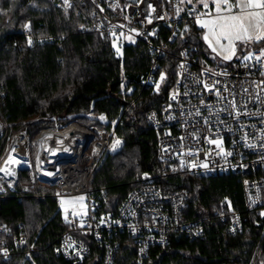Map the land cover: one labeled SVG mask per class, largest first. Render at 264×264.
Segmentation results:
<instances>
[{"label":"trees","instance_id":"16d2710c","mask_svg":"<svg viewBox=\"0 0 264 264\" xmlns=\"http://www.w3.org/2000/svg\"><path fill=\"white\" fill-rule=\"evenodd\" d=\"M80 9L77 5L66 13L60 0H0V158L10 138L19 132L33 143L44 129L70 122L99 125L98 116L106 114L125 146L118 155L103 159L91 180V190L96 213L114 214L143 175L162 173L163 165L157 159L159 135L146 117L173 88L176 61L163 60L160 95L144 89L142 80L151 61L146 46L123 42L119 52L117 38L89 30L90 10L83 7L79 14ZM178 39L183 45L196 46L204 62L208 48L197 25ZM262 48L264 40L247 47L254 52ZM131 88L134 94L128 95ZM161 186L168 192L188 191L190 205L185 216L209 218L205 238L190 241L175 232L167 246L152 248L141 258L138 244L120 235L113 264H249L264 221L242 210L244 231L230 235L215 216L226 198L242 207L237 176L197 178L180 173L163 179ZM54 192L53 186L33 178L32 170L19 173L15 192L0 199V240L10 251L8 259L0 256V264H100L104 250L91 241L92 255L81 262L57 255L58 239L68 227ZM262 260L264 253L257 264H264Z\"/></svg>","mask_w":264,"mask_h":264},{"label":"built area","instance_id":"2783aa9c","mask_svg":"<svg viewBox=\"0 0 264 264\" xmlns=\"http://www.w3.org/2000/svg\"><path fill=\"white\" fill-rule=\"evenodd\" d=\"M60 4L66 13L77 5L90 10L89 30L144 44L151 61L142 87L156 95H160L164 80L163 60L176 61L173 88L160 107L146 117L159 135L157 159L163 170L158 175H143L116 213L97 214L91 180L103 159L118 155L125 146L116 134V125L101 114L99 125L84 127L70 122L42 130L35 139L34 165L32 142L26 133L13 135L0 158V169L7 168L15 174L0 171V199L15 192L19 173L25 170H32L33 178L40 183L53 186V197L59 200L86 196L90 205L84 218L80 220L71 209L64 211L68 230L56 246L58 256L77 263L92 255L90 243L94 242L104 250L100 264H113L120 235L138 244L141 258L147 257L152 248L167 246L175 232L190 241L205 238L209 218L185 216L190 205L188 191L168 192L161 186L163 179L180 173L197 178L238 177L243 191L242 207H235L232 199L226 198L222 209L215 212L228 234L244 231L245 214H256L264 221V57L257 60L260 53L256 52L247 63L206 67L197 47L183 45L178 38L196 25L200 12L207 10L184 0H69L68 4L60 0ZM193 8L196 12L190 13ZM81 9L79 14L83 13ZM205 82L214 87L204 88ZM127 94L133 95L134 89ZM2 137L0 122V140ZM212 140L221 143L218 146ZM6 246L0 240V256L8 259L10 251ZM262 253L264 222L249 264H257Z\"/></svg>","mask_w":264,"mask_h":264},{"label":"snow or ice","instance_id":"6c2138e0","mask_svg":"<svg viewBox=\"0 0 264 264\" xmlns=\"http://www.w3.org/2000/svg\"><path fill=\"white\" fill-rule=\"evenodd\" d=\"M192 2L193 0H187L188 4ZM196 2L207 10L200 12L195 20L201 28L206 29L203 40L207 42L212 52L219 55L223 60H231L236 55L238 44L246 46L251 42L264 40V0H196ZM65 3L68 4L69 0H65ZM179 10L178 7L177 11ZM191 12H196V9H190ZM29 42L31 43V41ZM253 55L250 52L243 59L250 60ZM261 57H264V48L255 58L259 60ZM213 87L214 85L204 83V88L208 90ZM158 88L159 85H157ZM116 143L119 144L120 141ZM211 143L219 146L221 142L212 140ZM193 166L195 167V165ZM204 167L207 165L205 164ZM0 171H5L9 175L15 174L9 172L7 168L0 169ZM80 199L83 200V197Z\"/></svg>","mask_w":264,"mask_h":264},{"label":"rangeland","instance_id":"374dc122","mask_svg":"<svg viewBox=\"0 0 264 264\" xmlns=\"http://www.w3.org/2000/svg\"><path fill=\"white\" fill-rule=\"evenodd\" d=\"M184 1H187V0H184ZM193 5L195 7L200 6L199 4H197L196 0H193L192 6ZM210 6H211V3H210ZM196 25L198 28H200L203 31V36H204L206 29L201 28L200 25H198L197 23H196ZM123 42L130 44V43H133L134 41L131 39L124 38L122 36H117L116 49L119 52H120L122 46L125 44ZM120 43H121V45H119ZM205 43L207 45L208 51H206V53H205L206 58H205L204 62H202V63L208 68H214L217 66H228V65H231L232 63H235V62H238L239 64L247 63V62L251 61L252 59H254L255 54H256V52L247 49V47L254 42H251V43L247 44L246 46L238 44L236 55L231 60L226 61V60H223L216 53H213L212 50L208 47L207 42H205ZM250 52L254 54L253 58L250 60H244L243 57L248 55V53H250ZM258 52L260 53V51H258ZM211 63H214V64H211ZM30 151H31L32 163L34 165L35 164L36 151H37L35 141L31 144ZM81 197H83V200L80 199ZM89 205H90V201L86 196H77V197H72V198L60 199V207H61V210L63 211V214H64L65 210L71 209L77 213L80 220L82 218H84L86 216V214H88ZM262 263H264L263 260H262Z\"/></svg>","mask_w":264,"mask_h":264},{"label":"water","instance_id":"95a60500","mask_svg":"<svg viewBox=\"0 0 264 264\" xmlns=\"http://www.w3.org/2000/svg\"><path fill=\"white\" fill-rule=\"evenodd\" d=\"M138 0H127V2H134L136 3Z\"/></svg>","mask_w":264,"mask_h":264}]
</instances>
